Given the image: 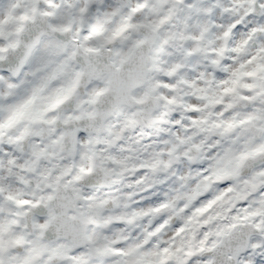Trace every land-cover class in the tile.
Masks as SVG:
<instances>
[{
  "label": "clouds",
  "instance_id": "obj_1",
  "mask_svg": "<svg viewBox=\"0 0 264 264\" xmlns=\"http://www.w3.org/2000/svg\"><path fill=\"white\" fill-rule=\"evenodd\" d=\"M0 264H264V0H0Z\"/></svg>",
  "mask_w": 264,
  "mask_h": 264
}]
</instances>
